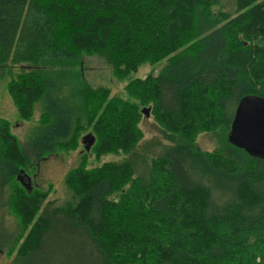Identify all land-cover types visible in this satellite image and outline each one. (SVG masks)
<instances>
[{
  "label": "trees",
  "instance_id": "obj_1",
  "mask_svg": "<svg viewBox=\"0 0 264 264\" xmlns=\"http://www.w3.org/2000/svg\"><path fill=\"white\" fill-rule=\"evenodd\" d=\"M94 53L122 78L165 62L124 97L86 79ZM14 65L18 111L40 117L24 140L0 118V249L24 237L11 264H264V156L228 139L239 99L264 96V0H0V70ZM146 109L167 141H142ZM219 116L220 145L201 149ZM87 129L68 197L23 183ZM90 149L122 155L88 165Z\"/></svg>",
  "mask_w": 264,
  "mask_h": 264
},
{
  "label": "rangeland",
  "instance_id": "obj_2",
  "mask_svg": "<svg viewBox=\"0 0 264 264\" xmlns=\"http://www.w3.org/2000/svg\"><path fill=\"white\" fill-rule=\"evenodd\" d=\"M224 8H228L231 4V0H222ZM231 8H229L230 10ZM83 71L86 79L92 84L93 87L100 85L108 86L111 93H116L126 97L127 91L124 89L126 82L133 76H144L147 72L152 71L156 73L165 62V58L155 62H144L136 71H133L130 76L118 77L114 71L112 64L109 63L106 58L99 54H85L83 58ZM21 71L19 65H14L12 68H4L0 70V118L5 119L3 122H7L9 130L18 136L20 140L26 139L34 130V126L38 123L40 110L35 108L34 112L29 118H24L20 115L18 108L14 102L13 95L10 89L9 81L17 73ZM65 87H69L66 85ZM264 87V85H263ZM221 123V118L215 117L212 120L207 119L203 122V125L195 133V141L201 149L210 150L221 143V133L217 130L220 128L218 125ZM138 125L142 129L143 138L142 141L152 139H160L167 141L161 133L160 124L154 119L151 110L146 109L143 111ZM90 129L85 130L79 137L77 145L69 150H62L57 153H49L46 157L42 158L37 163L36 170H32L25 175L23 183L27 186L37 185L42 189L50 187L49 196L64 198L70 195L69 187L65 182L66 173L76 166L80 159L81 153L84 151L86 143L91 139L86 134L94 136ZM94 141V137L93 140ZM91 146V144H90ZM90 148V147H89ZM88 148V149H89ZM121 153H105L99 158L95 157V154L90 151L87 154L88 165L98 164L104 160L117 159L121 156ZM22 179V178H21ZM21 183V182H20ZM9 191V187H8ZM4 213L6 218V224L10 228L17 227L19 223V217L12 211H8L7 207H4ZM24 237L20 238L12 248V251L0 249V264H11V259L15 254L20 241ZM243 254L247 255V250H243ZM77 261V258L74 259Z\"/></svg>",
  "mask_w": 264,
  "mask_h": 264
},
{
  "label": "water",
  "instance_id": "obj_3",
  "mask_svg": "<svg viewBox=\"0 0 264 264\" xmlns=\"http://www.w3.org/2000/svg\"><path fill=\"white\" fill-rule=\"evenodd\" d=\"M86 135L93 140L90 134ZM228 139L251 154L264 156V96L246 94L239 99ZM91 140L85 145L87 149L93 142Z\"/></svg>",
  "mask_w": 264,
  "mask_h": 264
}]
</instances>
